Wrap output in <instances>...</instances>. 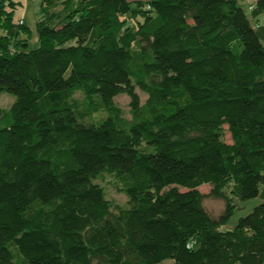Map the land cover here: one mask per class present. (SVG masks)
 I'll return each mask as SVG.
<instances>
[{
  "label": "trees",
  "instance_id": "obj_1",
  "mask_svg": "<svg viewBox=\"0 0 264 264\" xmlns=\"http://www.w3.org/2000/svg\"><path fill=\"white\" fill-rule=\"evenodd\" d=\"M21 3L0 0V264H264V0H42L34 49ZM228 186L263 201L222 231Z\"/></svg>",
  "mask_w": 264,
  "mask_h": 264
},
{
  "label": "rangeland",
  "instance_id": "obj_2",
  "mask_svg": "<svg viewBox=\"0 0 264 264\" xmlns=\"http://www.w3.org/2000/svg\"><path fill=\"white\" fill-rule=\"evenodd\" d=\"M134 1L136 2L140 0H134ZM239 1L243 3L247 14L251 16V11L248 6L250 4H253L255 0H239ZM21 2L22 3L19 4V7L16 10V19L19 20L24 19L26 26L30 28L31 30L30 38L28 37V39L30 43V49H34L39 46L36 23L41 16L40 10L42 7L41 6L42 0H21ZM59 8L60 7H58L57 9ZM53 10L54 8L52 9V11ZM253 17L252 20L254 21ZM260 19L264 22V15H261ZM23 36L26 37L25 35ZM137 91L140 93L142 101L144 102L146 99V95L139 89H137ZM74 100L78 105L81 118L84 119L85 121L97 122L101 119V117L104 116L103 111L91 114L87 110L85 106L84 96L80 92L75 94ZM14 101H15V96L7 92H0L1 109H8ZM114 101L122 109L124 116L128 119H131L129 96L127 94H120L114 98ZM223 138L228 143L232 142L231 133L226 124L223 127ZM95 182L101 184L105 188L107 198L110 200L114 210H118L119 207H124L127 205L128 196L126 192L123 190V184L121 180H119L115 174L104 172L98 178L95 179ZM180 189L184 190L183 187H180ZM199 190L205 195L203 199V204L205 208L212 215L215 216L219 215L226 206L225 199L213 196L212 186L210 184H203L202 186L199 187ZM225 194L228 195L231 204L234 205V213L227 222V224L221 226L220 229L222 231L233 229L238 223L240 217L248 215L254 209L255 206L259 205L263 201L261 197L241 200L232 193L230 186L225 188ZM169 262H171V260L165 261L162 264H168Z\"/></svg>",
  "mask_w": 264,
  "mask_h": 264
},
{
  "label": "built area",
  "instance_id": "obj_3",
  "mask_svg": "<svg viewBox=\"0 0 264 264\" xmlns=\"http://www.w3.org/2000/svg\"><path fill=\"white\" fill-rule=\"evenodd\" d=\"M20 23H23V20L22 19L20 20Z\"/></svg>",
  "mask_w": 264,
  "mask_h": 264
}]
</instances>
